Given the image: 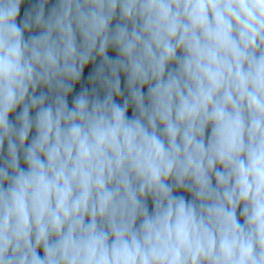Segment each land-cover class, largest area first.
Returning a JSON list of instances; mask_svg holds the SVG:
<instances>
[{
  "label": "clouds",
  "instance_id": "clouds-1",
  "mask_svg": "<svg viewBox=\"0 0 264 264\" xmlns=\"http://www.w3.org/2000/svg\"><path fill=\"white\" fill-rule=\"evenodd\" d=\"M0 264H264V0H0Z\"/></svg>",
  "mask_w": 264,
  "mask_h": 264
}]
</instances>
